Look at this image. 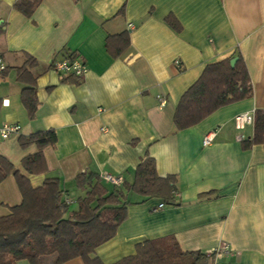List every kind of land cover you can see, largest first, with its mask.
Wrapping results in <instances>:
<instances>
[{
    "label": "crops",
    "instance_id": "1",
    "mask_svg": "<svg viewBox=\"0 0 264 264\" xmlns=\"http://www.w3.org/2000/svg\"><path fill=\"white\" fill-rule=\"evenodd\" d=\"M15 2L0 0V125H18L20 132L0 141V156L33 188L58 180L66 217L95 185L107 195L123 192L126 219L90 259L115 264L133 256L140 243L173 237L184 252L212 256L208 264H264V148L243 149L252 121L242 130L234 124L237 116L264 110V0H42L30 18L14 9ZM122 32L129 47L113 58L106 38ZM68 54L84 63L83 78L61 77L51 67ZM28 57L36 63L28 69L37 101L32 118L21 98L28 85L17 80ZM226 58L245 64L252 97L175 131L183 93L207 65ZM158 97L165 99L163 107ZM47 130L57 138L43 150L47 172L27 175L21 161L37 150H22L18 139ZM213 131L214 141L204 147ZM146 156L159 177H176L178 205L126 191ZM105 175L121 178V186ZM79 176L86 180L80 186ZM21 201L10 175L0 184V217Z\"/></svg>",
    "mask_w": 264,
    "mask_h": 264
},
{
    "label": "trees",
    "instance_id": "2",
    "mask_svg": "<svg viewBox=\"0 0 264 264\" xmlns=\"http://www.w3.org/2000/svg\"><path fill=\"white\" fill-rule=\"evenodd\" d=\"M42 0H16L14 9L30 18ZM167 24L179 31L171 17ZM2 30L0 28V36ZM129 35L122 32L108 36L105 48L113 58H119L129 47ZM226 58L205 67L199 79L181 96L175 109L173 125L175 131H183L201 123L215 111L236 102L250 99L252 85L245 64L237 58L234 66ZM36 65L27 58L25 65L17 69V80L26 86L21 98L30 118L37 109L34 79L28 69ZM69 78L76 79L70 76ZM253 133L242 142L243 149L252 146L264 148V110H255L252 115ZM53 130L21 136L18 144L22 150L36 147V153L21 161L27 175L47 172L43 150L56 144ZM10 175L15 179L22 197L19 205L9 209V214L0 217V264H65L80 258L84 264H101L90 255L101 245L115 237L119 226L126 219L128 203L122 191L107 195L98 185L78 201L76 212L68 214V205L62 201L56 179L45 180L43 185L33 188L29 179L4 157L0 156V184ZM86 180L77 177L78 185ZM127 192L136 193L146 199H156L165 206H176V177L157 175L155 162L146 156L135 170L134 182L125 187ZM213 193L207 194L210 198ZM212 256L200 252H184L173 237L146 241L136 245L135 254L115 264H208Z\"/></svg>",
    "mask_w": 264,
    "mask_h": 264
},
{
    "label": "built area",
    "instance_id": "3",
    "mask_svg": "<svg viewBox=\"0 0 264 264\" xmlns=\"http://www.w3.org/2000/svg\"><path fill=\"white\" fill-rule=\"evenodd\" d=\"M177 67H180L179 62H175ZM51 67L55 72H57L61 77L73 76L77 79L83 78L86 73V67L82 61L72 55H66L59 61H53ZM3 63L0 59V73L4 71ZM159 106L163 107L165 105V99L163 97H158ZM252 121V117L248 115H240L235 117L234 124L237 130H242L245 124H249ZM20 127L15 124H1L0 125V141H5L11 138L14 135L19 134ZM215 132H209L203 139V146H209L215 139ZM103 180L108 183H111L115 187H119L122 184L121 178H116L110 175L103 176ZM164 207L163 204H160L157 209L160 210ZM223 252H229L228 247H223Z\"/></svg>",
    "mask_w": 264,
    "mask_h": 264
},
{
    "label": "water",
    "instance_id": "4",
    "mask_svg": "<svg viewBox=\"0 0 264 264\" xmlns=\"http://www.w3.org/2000/svg\"><path fill=\"white\" fill-rule=\"evenodd\" d=\"M237 61V58H233L231 61H230V65L231 67L234 66L235 62Z\"/></svg>",
    "mask_w": 264,
    "mask_h": 264
}]
</instances>
